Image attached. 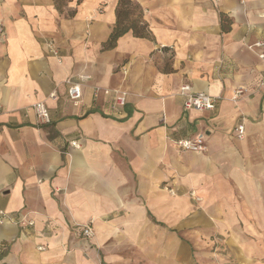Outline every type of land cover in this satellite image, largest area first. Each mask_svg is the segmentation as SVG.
I'll list each match as a JSON object with an SVG mask.
<instances>
[{"label": "crops", "instance_id": "0c3cea01", "mask_svg": "<svg viewBox=\"0 0 264 264\" xmlns=\"http://www.w3.org/2000/svg\"><path fill=\"white\" fill-rule=\"evenodd\" d=\"M131 2L150 37L103 49L118 0H0V264H183V232L230 209L264 217V0ZM79 75L74 105L64 80ZM185 82L216 107L185 110Z\"/></svg>", "mask_w": 264, "mask_h": 264}, {"label": "rangeland", "instance_id": "374dc122", "mask_svg": "<svg viewBox=\"0 0 264 264\" xmlns=\"http://www.w3.org/2000/svg\"><path fill=\"white\" fill-rule=\"evenodd\" d=\"M186 194L191 200L201 199L194 190ZM229 211L240 216L223 224L221 215L212 224L200 223L194 234L183 232L192 247L191 256L187 251L188 261L184 255L180 257L183 264H264V217L259 210L250 214L248 210Z\"/></svg>", "mask_w": 264, "mask_h": 264}, {"label": "built area", "instance_id": "2783aa9c", "mask_svg": "<svg viewBox=\"0 0 264 264\" xmlns=\"http://www.w3.org/2000/svg\"><path fill=\"white\" fill-rule=\"evenodd\" d=\"M5 34L4 27L2 24H0V41L3 39ZM48 48L51 52L56 53V49L53 47V45L48 42L47 43ZM256 45H261V42H257ZM260 57L264 56V53L259 54ZM86 77L83 75H79L78 78L68 77L64 80V83L66 85V93L69 98V100L74 104L77 105L82 97V82ZM99 87H96L94 89V93L96 94L99 91ZM242 92V88H236L234 90L232 99H237L239 97V94ZM179 94L184 96V102L183 107L185 110L189 109H195V110H211L216 107V104L218 103V100L220 98L219 95H210L205 92H197L194 91L190 84L185 82L180 85L179 88ZM50 97H55V92L49 93ZM127 101V92L124 90H113V99L111 102V107L113 109L115 108H121L126 104ZM33 109L36 112L37 118H39L42 122H48L49 121V113L48 108L44 101H38L33 104ZM234 131L236 133V136L238 138H242L244 136V124L238 123ZM69 144L74 147H79L78 140H71L69 141ZM176 146L183 149H189V150H202L205 148L203 140L201 138H183L179 139L175 142ZM8 215L3 210H0V223H3L4 221L8 220ZM32 223V222H30ZM80 229V234L86 238H90L93 236V227L91 225V222H87L85 224L77 225ZM42 246H39L41 248Z\"/></svg>", "mask_w": 264, "mask_h": 264}, {"label": "trees", "instance_id": "16d2710c", "mask_svg": "<svg viewBox=\"0 0 264 264\" xmlns=\"http://www.w3.org/2000/svg\"><path fill=\"white\" fill-rule=\"evenodd\" d=\"M56 7L60 8L62 0H53ZM135 11L137 13L135 14ZM221 16V25L223 27V16ZM131 31L134 35L140 37H150L147 24L142 20V11L137 4H132L131 0H118L116 7V21L107 40L103 44V49H110L116 45L117 39L126 32Z\"/></svg>", "mask_w": 264, "mask_h": 264}]
</instances>
